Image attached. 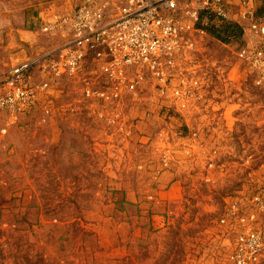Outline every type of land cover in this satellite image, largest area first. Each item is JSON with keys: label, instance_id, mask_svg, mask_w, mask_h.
Segmentation results:
<instances>
[{"label": "rangeland", "instance_id": "1", "mask_svg": "<svg viewBox=\"0 0 264 264\" xmlns=\"http://www.w3.org/2000/svg\"><path fill=\"white\" fill-rule=\"evenodd\" d=\"M240 23L236 40L196 33L164 85L148 76L118 104L85 96L86 69L0 121V264H232L220 218L264 185V82L239 52L261 37ZM60 42L38 35L33 55ZM1 46L4 71L24 57L23 40Z\"/></svg>", "mask_w": 264, "mask_h": 264}, {"label": "built area", "instance_id": "2", "mask_svg": "<svg viewBox=\"0 0 264 264\" xmlns=\"http://www.w3.org/2000/svg\"><path fill=\"white\" fill-rule=\"evenodd\" d=\"M258 3L264 7V0H78L69 10L53 12L41 27L61 38L54 50L22 59L0 74V121L13 122L41 95L51 99L60 77L86 69L96 77L80 78L82 92L105 107L118 104L123 90H136L148 76L164 85L175 59L195 48L196 33L243 18L249 19L250 30L261 42L239 52L257 82H264V21L253 16ZM35 68L41 79L32 76ZM260 214L264 185L249 195L237 191L229 199L220 222L234 232L229 244L232 264H253L262 257Z\"/></svg>", "mask_w": 264, "mask_h": 264}, {"label": "crops", "instance_id": "3", "mask_svg": "<svg viewBox=\"0 0 264 264\" xmlns=\"http://www.w3.org/2000/svg\"><path fill=\"white\" fill-rule=\"evenodd\" d=\"M48 1L0 0V74L4 72L5 55L4 48L1 45L6 34L24 41L25 46L20 51L15 52L16 54L21 51L24 52V57H20L18 60L31 57L33 56V50L31 49L33 41L38 35L54 36L47 32L44 33L41 30L42 25L50 20L53 12L69 10L72 3H74L73 0H62L61 3L56 4L55 1L48 4ZM235 22L241 24L240 20ZM13 55L15 54L13 53Z\"/></svg>", "mask_w": 264, "mask_h": 264}, {"label": "trees", "instance_id": "4", "mask_svg": "<svg viewBox=\"0 0 264 264\" xmlns=\"http://www.w3.org/2000/svg\"><path fill=\"white\" fill-rule=\"evenodd\" d=\"M205 30L222 41L236 40L242 35L241 25L231 21H225L217 26L213 24L208 25L205 27Z\"/></svg>", "mask_w": 264, "mask_h": 264}]
</instances>
